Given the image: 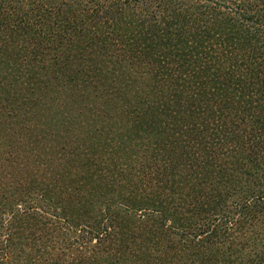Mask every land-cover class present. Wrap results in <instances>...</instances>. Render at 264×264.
<instances>
[{"label":"trees","instance_id":"1","mask_svg":"<svg viewBox=\"0 0 264 264\" xmlns=\"http://www.w3.org/2000/svg\"><path fill=\"white\" fill-rule=\"evenodd\" d=\"M91 112L96 118H87ZM4 118L123 123L163 151L157 178L174 181L179 168L194 178L187 213L126 192L92 170L93 158L77 160L88 185L74 191L73 211L44 195L54 228L67 211L69 228L82 232L77 246L94 243L93 254L75 255L77 264H157L130 246L138 239L155 246L163 236L158 264H173L172 250L183 243L177 233L213 248L233 225L264 218V0H0ZM175 123L192 124L184 131ZM16 236L7 235L8 246ZM55 244L49 250L62 257L67 249ZM45 248L37 241L35 253ZM212 253L202 264H219ZM263 261L264 254L256 264Z\"/></svg>","mask_w":264,"mask_h":264},{"label":"rangeland","instance_id":"2","mask_svg":"<svg viewBox=\"0 0 264 264\" xmlns=\"http://www.w3.org/2000/svg\"><path fill=\"white\" fill-rule=\"evenodd\" d=\"M65 96H61L62 103H66L63 101ZM81 114L76 109L74 115ZM29 118L34 119L35 114ZM87 118L96 116L91 112ZM191 124L175 123V126L182 125L181 129L186 131ZM171 140L170 137L167 141ZM182 141L186 142V139ZM158 146H154L153 139L145 137L142 132L139 134L131 128H123V123H10L5 119V123H0V264H77L80 260L75 258L77 253L88 256L95 252L92 248L94 243L77 246V237L82 232L74 234L69 228V212L66 211V215L62 213L67 220L59 222L61 229L53 227V210L44 200V195L50 193L54 201L61 203L60 206L68 204L67 209L73 211L71 209L77 200L74 191L88 185L86 168H81L77 160L93 158L96 166L92 170L105 179L115 180L122 189L124 185L126 192L171 203V208H181L184 212L189 209L186 211L189 213L196 188L194 178L192 180V175L185 168L176 171L174 181L170 175L167 181L157 178V167H166L165 156ZM71 157L75 162L68 161ZM97 160L101 161L98 165ZM98 166L102 167L101 170ZM3 169L7 170L3 172ZM167 169L172 170L170 166ZM68 172L72 176H64ZM183 178L186 183L177 187ZM74 185L76 187L71 189ZM7 201L11 204L6 205ZM72 218L77 221L76 213ZM195 219L196 223L199 222V217ZM239 226L242 228H236ZM232 227L222 234L226 242L216 243L213 248L196 246L195 242L190 243L191 234L177 233L174 241L180 239L183 243L177 242L179 249L172 250L173 264H202L211 250L213 257H219V264H256L264 254V218L249 219L248 224L239 222ZM11 232L17 236L14 244L8 246L7 235ZM40 240L46 248L35 253ZM166 240L163 236L155 246L147 248L138 239L133 242L136 244H131L130 250L134 249L145 259L154 257L152 262L158 264L165 252L161 248ZM53 243L60 249H67L62 257L59 251L49 250ZM7 250L11 254L4 259L2 253ZM29 255L32 259L33 255L36 256L38 260L30 263Z\"/></svg>","mask_w":264,"mask_h":264}]
</instances>
